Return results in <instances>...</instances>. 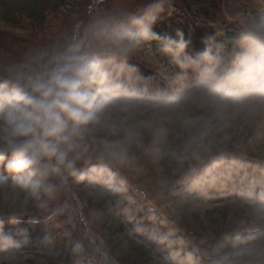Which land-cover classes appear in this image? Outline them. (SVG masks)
<instances>
[{"label":"clouds","instance_id":"1","mask_svg":"<svg viewBox=\"0 0 264 264\" xmlns=\"http://www.w3.org/2000/svg\"><path fill=\"white\" fill-rule=\"evenodd\" d=\"M255 3L264 10V0ZM171 5L149 0L139 12L123 10L76 26L62 41L0 69V200L7 204L0 211V256L20 251L27 230L18 226L31 209L55 220L68 208L57 202L62 190L86 179H112L113 166L127 163L128 145L139 135L128 121L147 103L146 78L132 57L146 43L159 42L195 79L190 93L161 107L198 100L220 117L234 106L264 107V11L239 13L226 43L209 36L192 55L182 30L175 36L154 30ZM204 135L189 140L191 157L207 156L209 171L219 169L227 153H213ZM9 226L15 231H6ZM203 255L206 264H264V205L234 230L230 248L216 243Z\"/></svg>","mask_w":264,"mask_h":264},{"label":"rangeland","instance_id":"2","mask_svg":"<svg viewBox=\"0 0 264 264\" xmlns=\"http://www.w3.org/2000/svg\"><path fill=\"white\" fill-rule=\"evenodd\" d=\"M71 1L72 6H70L71 2H69V5L59 9L60 12L51 14L46 18V30H44L43 34L38 29L32 31L30 26L22 24L27 30L21 31L19 36L26 38L29 34L37 32L39 35L30 37L31 40L34 39L32 41L36 43L39 41L38 37H42L46 40V45L50 46L62 41L66 35L72 33L77 23L85 17L87 12V18H85L89 20V23L86 25L84 19L80 25L82 29L98 18L116 14L123 10L139 12L149 2V0ZM254 3L255 0H172V5L186 16L185 22L190 29L193 26L212 28L211 19L219 16L226 17L233 26L231 31L227 33L228 36L233 34L239 26V13H255ZM0 28H11L3 21L1 16ZM194 32L193 30L192 33ZM23 33L25 34L22 35ZM14 40L10 42L8 48L9 52L15 54L7 52V48L5 50L0 46V69L4 65L20 60L21 51L24 54L33 48L32 42L26 46L19 41L20 39ZM226 41L221 42L226 43ZM24 47H26L25 50H23ZM203 48L204 46L200 48V51ZM132 62L149 67L155 70L159 76L172 80L176 88L169 93L147 89L145 95L147 103L140 111L132 114L128 121V126L132 127L139 135L128 145L127 163L123 166H113L114 178L84 181L80 185H70L59 193L57 202L67 204L68 208L63 216L50 221L61 225L63 233L67 236V241L73 247V258L65 260V258L58 257L52 249L57 247L59 239L51 234L44 233L39 240L32 243H21L20 251L11 255L0 256V264L3 261L12 260L13 264H114L104 254L106 252L104 249L105 243L98 233L101 228V224H99L101 215L106 214V210L99 200L111 199L117 205L120 203V200L117 199L118 194L129 187L134 188L129 189L128 193L131 196L142 197L143 194V197L146 198L144 193H142L144 191L149 194L151 201L154 198L155 202L161 206L159 209L160 214L170 220L168 221L169 224L181 230L183 240L193 245L195 251L197 250L202 256L205 250L216 243H223L226 248H230L228 247V242L220 239L218 230L212 229L209 224L203 225L199 222V217L204 220L207 208L228 209L230 213H234L237 218L243 221L242 223L238 222L237 228L235 227V229L242 230L245 223L253 219L254 208L258 205H264V194L258 195L252 189H245V191L240 189V193L225 194L223 200L214 204L206 206L190 203L188 209L178 211L179 205L184 203L178 200L176 196L179 182H174L168 178V174L161 163V147L155 146V148H151L148 146L146 133L150 140L154 138L157 144L163 145V139H166L168 133L179 132L188 125L189 111L192 107L198 106L206 109L212 107L198 100H187L178 107L164 108L160 106L161 102L171 97H183L190 93L195 87V79L187 70L178 64H174L171 57L160 50L159 42L151 41L146 43L134 53ZM179 80H181L180 83ZM226 113L230 118L236 120L253 116L256 119H260V130L257 131L253 143L254 148L257 142V145L264 149V107L247 108L234 106ZM147 128L150 129L152 138ZM257 151L262 155L254 156V159L258 164L264 165V152L258 147ZM86 167L89 166L86 165ZM106 206H108V209L113 208L109 201ZM28 216L42 217L41 213L34 208L30 210ZM83 217H87L88 220L85 218V221L88 222L89 227L97 231L93 230L97 237V242L100 244V252L95 250V246L91 245L85 234L86 225ZM44 220L47 219L44 218ZM204 222L208 223L206 219ZM217 226L221 228L222 223ZM125 233L129 234L131 240H135L147 248L145 249L146 253L152 255L151 264H190L189 262L185 263L180 255L171 254L166 250L167 244L165 243H168V241L165 240L167 235L162 231L155 228L140 230L138 224L130 220L127 221ZM76 243H79L82 247L76 249L74 247ZM203 260L204 264H206L205 257Z\"/></svg>","mask_w":264,"mask_h":264},{"label":"trees","instance_id":"3","mask_svg":"<svg viewBox=\"0 0 264 264\" xmlns=\"http://www.w3.org/2000/svg\"><path fill=\"white\" fill-rule=\"evenodd\" d=\"M66 4V0H0V16L10 26L27 24L31 27L32 31L38 29L43 34L44 30H46V18L51 14L60 12L59 9L65 7ZM254 5H256V10H260L256 3ZM212 26V28L203 26V28L197 29L194 43L196 41L197 44H201V42L203 43L212 34L217 36L216 39L218 41H222L219 39L223 37L225 40L227 39V30H231L232 24L226 17L219 16L213 20ZM184 28V21L177 16V12L173 9H167L154 26V30L161 36L164 34H176L177 30ZM35 35L39 34L37 32L31 33L26 38H23L17 33L0 29V46L5 50L7 48L6 51L9 52L8 47L10 46V42L15 41L14 39H20L19 41L26 46L32 42V50L46 47L47 42L42 37H38L39 41L36 43L32 41L34 39L31 40L30 37ZM25 49L26 47L23 50ZM188 50L190 52L192 49L189 48ZM24 54L21 51V58ZM138 70L146 78L144 83L147 87L165 90L170 86L149 71L142 68H138ZM190 117L192 131L195 137L206 133L204 135V143L212 147L213 153L224 150L227 156L224 164L219 169L209 171L207 167V156L202 161H197L191 157L190 150L188 149L190 139L187 136L186 130L180 131V134L173 132L169 145L162 149L163 164L172 181L180 182L179 187L182 189V192L179 193L180 197L182 199L190 198L198 202H210L216 198L215 191L204 182V177L215 181L223 180L226 183L225 190L227 192L251 186L255 192L262 193L264 191V169L255 168V163H252L249 158L253 151L249 142L252 138L253 128L256 122L247 120L233 124L229 122L226 116L220 117L215 111L211 113L194 111L190 114ZM246 152H248L247 157L245 156ZM84 168L89 167L85 165ZM121 198L122 205L116 208L111 216L107 215V213L101 215L99 224L103 228L102 233L108 246L119 256L123 264H150L151 262V257L146 253L144 248L128 240L129 235L125 232L127 220L131 217H135L133 220L137 222H139L137 219H142V224L159 226V228L165 229L170 239V246L174 251H177V253L183 256L182 259L184 262L189 260L192 264H201L194 247L183 240L181 230L168 224V219L153 210L147 212V214L146 211L137 212L131 207L132 200L129 198L127 192H124ZM99 202L101 205L104 204L103 201ZM2 205H7L4 200L0 201V211L5 210ZM208 217L214 228H220L217 226L220 225V220L214 214H208ZM199 222L203 224L200 220ZM223 226L224 221H222V229ZM18 227L27 230L28 238H36L43 231H48V234H52L59 239V244L54 251L65 256V258L70 256L72 248L66 242L65 246L61 247V237L59 236L61 231L55 223H43L35 219H24L23 223ZM8 230L15 231L10 226L6 228V231ZM126 238L127 243L123 246ZM233 238L234 235L225 236L224 240L231 244Z\"/></svg>","mask_w":264,"mask_h":264}]
</instances>
